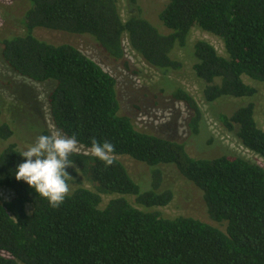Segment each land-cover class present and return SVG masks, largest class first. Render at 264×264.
I'll return each instance as SVG.
<instances>
[{"label":"trees","instance_id":"trees-1","mask_svg":"<svg viewBox=\"0 0 264 264\" xmlns=\"http://www.w3.org/2000/svg\"><path fill=\"white\" fill-rule=\"evenodd\" d=\"M25 32L0 39L4 62L19 76L53 83L48 97L55 126L92 152L93 142H109L113 163L73 152L67 183L82 178L63 203L52 207L25 182L15 179L23 151L10 144L0 152V264H264V168L245 158H193L183 143L138 130L121 115L117 81L70 44L38 39L44 28L89 35L113 59L133 52L149 67L178 71L176 47H185L194 28L223 41L225 55L207 41L194 45V71L209 103L252 99L264 83V0H166L160 14L163 34L142 16L125 19L120 0H25ZM133 5L137 0H129ZM198 134L202 111L195 98L177 90ZM220 121L242 146L264 159V130L254 103L237 106ZM9 136L5 126L1 129ZM42 135H50L45 130ZM152 168L144 189L118 157ZM174 166L203 192L210 218L225 230L192 217L168 218L156 209L174 199L162 190V166ZM12 195L3 200V193ZM135 198L133 205L129 198ZM105 198H110L103 206Z\"/></svg>","mask_w":264,"mask_h":264},{"label":"rangeland","instance_id":"rangeland-1","mask_svg":"<svg viewBox=\"0 0 264 264\" xmlns=\"http://www.w3.org/2000/svg\"><path fill=\"white\" fill-rule=\"evenodd\" d=\"M167 5L166 0H120L121 12L125 19L130 16H142L156 26L163 34H168L160 14ZM28 9L25 0H0V39L25 32L24 18ZM38 39L54 45L70 44L93 59L117 81L121 115L129 117L135 127L145 133L183 143L193 158H216L223 155L245 158L264 168V159L246 149L240 143L236 133L229 132L220 121L222 114L231 115L237 106L254 103L256 120L264 130V83L245 79L246 83L257 88L258 94L252 99L223 100L209 103L203 97V88L194 71L196 58L194 45L197 41H207L221 55H225L224 44L218 37L194 28L185 47H176L173 58L182 62L178 71H159L149 67L131 49L125 41L126 55L121 60L111 58L89 35L70 34L44 28L34 31ZM53 83H36L16 74L3 60L0 51V152L10 144H16L22 150L32 145L36 139L48 130L51 135L61 132L53 123L48 106V97ZM190 93L202 111V121L198 134L190 128L192 111L175 98L177 90ZM7 127L9 136L1 129ZM67 137V136H66ZM75 152L92 154L77 144ZM133 179L147 189L152 182V168L128 156L118 157ZM162 190L174 193L173 201L165 207L157 208L163 216L176 218L192 217L225 230V225L214 222L208 212L203 192L186 180L174 166H162ZM68 185L69 192L80 185L91 188L82 178ZM12 195L4 192L2 199ZM110 198H105L103 206ZM133 205L135 198H129Z\"/></svg>","mask_w":264,"mask_h":264},{"label":"clouds","instance_id":"clouds-1","mask_svg":"<svg viewBox=\"0 0 264 264\" xmlns=\"http://www.w3.org/2000/svg\"><path fill=\"white\" fill-rule=\"evenodd\" d=\"M75 136L40 135L36 141L23 150L20 155L23 162L15 168V179L25 182L35 193L48 200L52 207L63 203L69 192L66 169L72 166L69 156L77 146ZM114 146L109 142H93L92 154L105 162L113 163L110 154Z\"/></svg>","mask_w":264,"mask_h":264}]
</instances>
